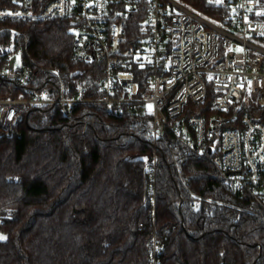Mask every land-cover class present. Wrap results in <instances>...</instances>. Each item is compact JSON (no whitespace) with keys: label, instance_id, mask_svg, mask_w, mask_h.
<instances>
[{"label":"trees","instance_id":"1","mask_svg":"<svg viewBox=\"0 0 264 264\" xmlns=\"http://www.w3.org/2000/svg\"><path fill=\"white\" fill-rule=\"evenodd\" d=\"M179 1L231 24L233 9L222 0ZM254 18L264 20V0ZM141 19L131 18L128 45L141 37ZM73 42L68 20L0 18V71L16 51L32 69L26 86L0 77V99L28 98L26 88L57 98L63 87L68 97H102V65L74 61ZM131 70L142 92L150 71L138 63ZM208 91L200 113L215 95ZM252 113L264 119V107ZM151 122L141 106L120 115L95 102L26 111L0 137V264H149L155 227L164 246L161 264H264L260 205L170 130L155 141Z\"/></svg>","mask_w":264,"mask_h":264},{"label":"built area","instance_id":"2","mask_svg":"<svg viewBox=\"0 0 264 264\" xmlns=\"http://www.w3.org/2000/svg\"><path fill=\"white\" fill-rule=\"evenodd\" d=\"M221 4L233 9L228 26L179 0H3L2 20L70 21L71 57L102 65L104 94L93 100L68 97L63 87L59 97L47 98L25 87L28 98L0 99V137L9 135L23 114L40 104L102 103L109 115L141 106L152 115L155 141L170 130L186 148L210 160L239 193L252 197L264 222V119L252 113L253 107H264V20L254 18L259 0ZM138 16L141 37L128 45L131 18ZM135 63L150 71L142 92L131 70ZM0 77L26 86L32 69L9 63ZM209 88L215 95L207 112L189 113L191 106L206 101ZM157 164L155 153L149 166L154 215ZM163 248L155 227L149 264H161Z\"/></svg>","mask_w":264,"mask_h":264},{"label":"rangeland","instance_id":"3","mask_svg":"<svg viewBox=\"0 0 264 264\" xmlns=\"http://www.w3.org/2000/svg\"><path fill=\"white\" fill-rule=\"evenodd\" d=\"M216 22V20H215ZM219 24H221L220 22H218ZM10 64L13 65L14 67H21L24 65V58H23V52L22 51H16L13 53L12 57H11V61ZM193 111L195 112L196 109H198V111H200V106H193ZM196 114V113H191V115Z\"/></svg>","mask_w":264,"mask_h":264}]
</instances>
